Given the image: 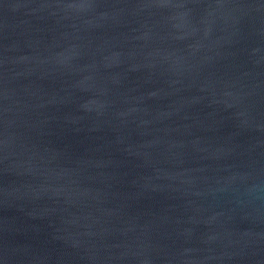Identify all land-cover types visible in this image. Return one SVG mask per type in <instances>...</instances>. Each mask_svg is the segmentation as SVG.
I'll return each instance as SVG.
<instances>
[{
	"label": "water",
	"instance_id": "95a60500",
	"mask_svg": "<svg viewBox=\"0 0 264 264\" xmlns=\"http://www.w3.org/2000/svg\"><path fill=\"white\" fill-rule=\"evenodd\" d=\"M0 264H264V0H0Z\"/></svg>",
	"mask_w": 264,
	"mask_h": 264
}]
</instances>
